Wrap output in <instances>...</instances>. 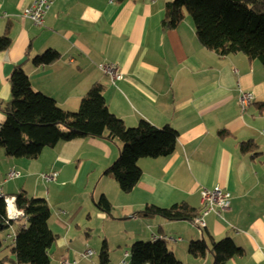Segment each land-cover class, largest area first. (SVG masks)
Masks as SVG:
<instances>
[{
  "label": "crops",
  "instance_id": "obj_1",
  "mask_svg": "<svg viewBox=\"0 0 264 264\" xmlns=\"http://www.w3.org/2000/svg\"><path fill=\"white\" fill-rule=\"evenodd\" d=\"M170 1L56 0L45 24L38 26L22 16L31 0H0V36L8 33L12 39L7 50L10 62L22 66L36 91L53 97L62 109L76 112L91 86L100 82L110 111L127 126H137L145 119L178 133L174 153L138 161L142 178L129 193L122 191L114 175L105 173L120 155L123 143L119 139L60 141L37 158L0 156V194L25 191L48 201L49 225L57 235L53 254L55 249H70L59 264L64 259L100 264V259L93 258L95 254L80 257L92 248L83 251L70 243L77 240L88 245L92 241L100 248L104 238L102 246L106 242L110 253L106 225L128 219L141 228L112 239L115 249L108 264H130L129 240L159 238L167 240L184 263L213 264L210 251L203 257L189 252L192 240H209L210 236L216 240L230 237L242 248L240 255L224 264H264V66L242 52L221 55L209 50L198 40L194 22L187 15L177 27L164 30L162 20ZM48 48L58 50L60 59L35 65L34 57ZM5 53L0 52L2 106L12 98L10 74L4 73ZM24 57L27 59L18 64ZM105 62L117 63L124 79L112 84L99 67ZM240 89L253 91L256 102L243 108ZM4 121L0 109V124ZM250 140L259 149L243 153L241 142ZM11 170L19 171L20 176L9 178ZM54 172L55 179H43L44 173ZM70 185L79 190L75 199L67 194ZM217 186L231 192V207L207 215L204 228L187 219L138 214L148 204L170 207L187 203L202 209L201 190ZM102 195L111 202L110 213L97 204ZM22 224L27 225L26 218L0 232L4 242L0 259L11 254L9 249ZM97 228L102 232L98 241L91 239ZM9 234L15 237L11 240ZM52 249L50 260L54 258Z\"/></svg>",
  "mask_w": 264,
  "mask_h": 264
},
{
  "label": "trees",
  "instance_id": "obj_2",
  "mask_svg": "<svg viewBox=\"0 0 264 264\" xmlns=\"http://www.w3.org/2000/svg\"><path fill=\"white\" fill-rule=\"evenodd\" d=\"M186 12L193 19L198 40L203 46L221 55L242 52L250 60H260L264 66V0H173L166 5L163 29L180 25ZM11 45L8 33L0 36V52L9 50ZM60 57L58 50L48 48L36 55L33 63L50 65ZM9 80L12 98L4 106L0 105L5 114V121L0 124V156L4 150L8 157L37 158L45 148L54 147L60 141L85 137L119 139L123 143L120 155L105 173L114 175L122 191L129 193L142 178L143 171L138 164L141 158L169 156L177 148L178 133L170 126L158 128L145 119L137 126H127L123 119L110 111L104 85L100 82L91 86L81 99L79 109L70 112L62 109L53 97L36 91L21 65L14 67ZM240 149L248 153L259 149V144L252 140L241 142ZM13 196L16 197V206L23 209L25 216L8 221L7 206L4 197L0 196V232L24 218L27 225L17 228L14 245H7L11 256H4L0 263L51 264L49 251L57 235L49 225L52 212L48 201L29 196L25 191ZM97 204L103 211L111 212V202L105 195ZM202 209L187 203H176L170 207L148 204L138 214L193 221ZM3 245L0 236V247ZM207 251L213 255V264H224L243 252L230 237L216 240L210 236L209 240H192L189 245V252L196 257L205 256ZM130 256V264H187L177 258L163 238L135 241L131 245ZM99 259L100 264L110 261L106 242Z\"/></svg>",
  "mask_w": 264,
  "mask_h": 264
},
{
  "label": "built area",
  "instance_id": "obj_3",
  "mask_svg": "<svg viewBox=\"0 0 264 264\" xmlns=\"http://www.w3.org/2000/svg\"><path fill=\"white\" fill-rule=\"evenodd\" d=\"M55 1L56 0H31V3L23 9L22 16L24 18L30 19L35 25L43 26L45 24L46 14L52 8ZM99 67L106 75L109 76L111 83L114 85L117 84L118 81L124 79V74L117 63H100ZM256 99V95L253 91L240 89L239 102L243 108H246L255 103ZM262 133H264V130L262 131ZM18 176H20V172L17 170H11L8 173L9 178H15ZM56 176V172L44 173L42 175L43 179L46 181L55 179ZM0 196L4 197L7 206L8 221L19 220L25 216L23 209H20L16 206L15 196H6L3 194H0ZM201 196L203 209L202 212L193 219V223L199 227L204 228L206 226L205 217L207 215L213 212L219 214L220 212L225 211L231 207L232 194L230 191L217 186L214 188H203L201 190ZM14 237V234H9V238L13 239ZM93 254L94 251L92 249H87L80 254V257L88 258ZM78 262L79 259H75L73 261L64 259L61 263L77 264Z\"/></svg>",
  "mask_w": 264,
  "mask_h": 264
},
{
  "label": "rangeland",
  "instance_id": "obj_4",
  "mask_svg": "<svg viewBox=\"0 0 264 264\" xmlns=\"http://www.w3.org/2000/svg\"><path fill=\"white\" fill-rule=\"evenodd\" d=\"M186 15L189 16V18H191V16L186 12ZM192 19V18H191ZM193 20V19H192ZM5 155L4 150L1 151V156ZM53 182V181H52ZM52 182H48L47 184H52ZM68 186H66L67 188ZM69 192L67 194L72 195L73 199H75V196L79 193L78 188H76L75 186H69ZM113 223L111 225H106V229L105 231L108 232L109 237L111 238L110 241V254H113V250L115 249L114 243H113V238L117 235V237H119L120 235H124L127 236L126 233L129 230H135V228H141L140 224H135L133 223L130 219L128 220H116V221H112ZM86 230H82V232L84 233ZM101 229L97 228V230H94L93 233H91L92 236V240H97L98 241V235L101 234L102 232H100ZM88 231H86L87 233ZM129 233V232H128ZM130 234V233H129ZM4 235V232L2 233V236ZM116 237V238H117ZM121 237V236H120ZM12 240V239H11ZM104 238H102L100 240V245L102 247V242H103ZM8 241L11 243L10 239H8ZM136 240H134L133 242H131V240H129V242L127 243V246H129L128 250L131 249V245L135 242ZM145 241V240H144ZM148 241V240H146ZM12 244V243H11ZM70 244H73L74 246H77L79 248H82V250L84 251L86 249V247H90L94 250L95 255H94V259L98 260L99 259V251L101 249L96 247L92 241L88 242V245L85 244L84 242H80L75 240L74 242H71ZM52 249V248H51ZM56 251L53 254V249L51 250L52 254L54 255V258L51 259L53 261V264H59L58 261H60V259L67 257V253H69L70 249L69 247H65L64 249H55ZM9 252L11 253L10 249ZM81 252V251H80ZM178 254V253H177ZM52 255V256H53ZM128 262L131 261V256L128 257Z\"/></svg>",
  "mask_w": 264,
  "mask_h": 264
},
{
  "label": "water",
  "instance_id": "obj_5",
  "mask_svg": "<svg viewBox=\"0 0 264 264\" xmlns=\"http://www.w3.org/2000/svg\"><path fill=\"white\" fill-rule=\"evenodd\" d=\"M27 57H24L23 60H20L18 64H21L24 60H26ZM4 61H5V74L8 75L11 73L12 69L14 68V64L10 62L9 52L6 51L4 55Z\"/></svg>",
  "mask_w": 264,
  "mask_h": 264
}]
</instances>
